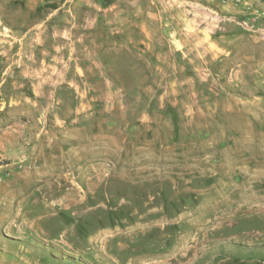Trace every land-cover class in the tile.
Instances as JSON below:
<instances>
[{
  "label": "rangeland",
  "instance_id": "1",
  "mask_svg": "<svg viewBox=\"0 0 264 264\" xmlns=\"http://www.w3.org/2000/svg\"><path fill=\"white\" fill-rule=\"evenodd\" d=\"M0 264H264V5L0 0Z\"/></svg>",
  "mask_w": 264,
  "mask_h": 264
},
{
  "label": "built area",
  "instance_id": "2",
  "mask_svg": "<svg viewBox=\"0 0 264 264\" xmlns=\"http://www.w3.org/2000/svg\"><path fill=\"white\" fill-rule=\"evenodd\" d=\"M217 1L219 4L222 5H229L230 3L236 6H243L244 8H250L251 0H211ZM253 2L264 5V0H252ZM7 165L4 162H0V182L3 180L4 176L8 175Z\"/></svg>",
  "mask_w": 264,
  "mask_h": 264
}]
</instances>
